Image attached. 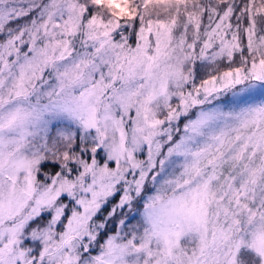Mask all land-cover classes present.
Listing matches in <instances>:
<instances>
[{
	"label": "snow or ice",
	"instance_id": "1",
	"mask_svg": "<svg viewBox=\"0 0 264 264\" xmlns=\"http://www.w3.org/2000/svg\"><path fill=\"white\" fill-rule=\"evenodd\" d=\"M0 264H264V0H0Z\"/></svg>",
	"mask_w": 264,
	"mask_h": 264
}]
</instances>
